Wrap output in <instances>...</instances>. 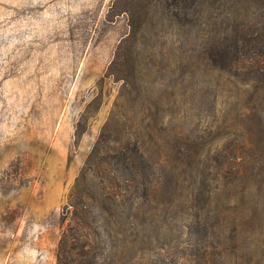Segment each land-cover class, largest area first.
<instances>
[{
    "label": "rangeland",
    "instance_id": "374dc122",
    "mask_svg": "<svg viewBox=\"0 0 264 264\" xmlns=\"http://www.w3.org/2000/svg\"><path fill=\"white\" fill-rule=\"evenodd\" d=\"M154 3L0 0V264H56L83 168L116 199L147 192L102 211L108 264H264V112L245 73H187L206 45L186 65ZM123 146L148 158L129 188L110 178Z\"/></svg>",
    "mask_w": 264,
    "mask_h": 264
},
{
    "label": "trees",
    "instance_id": "16d2710c",
    "mask_svg": "<svg viewBox=\"0 0 264 264\" xmlns=\"http://www.w3.org/2000/svg\"><path fill=\"white\" fill-rule=\"evenodd\" d=\"M154 4L155 10H160V17L183 27V60L186 65L192 59L194 51L200 48V39L201 45H206L204 54L208 62L202 65L193 63L187 73H193L201 66H211L210 64L214 69L227 74L233 82L239 81L237 70L245 73L250 100L256 111L264 112V0H155ZM124 10L129 15L130 25L123 40L126 41L136 35L140 22L134 10ZM196 11L207 14L198 17L195 15ZM177 16H182L179 17L181 22ZM260 103L262 109L259 108ZM124 148L125 146L117 150L122 154L123 160L116 162L110 178L126 179L125 188H129L132 186L129 181L135 179L131 161L135 166L148 158L143 148H138V152ZM249 148L253 149L254 146L249 145ZM96 153L98 154L97 149L93 148L91 157L100 159ZM239 156L242 157L238 158L237 164L241 166L250 159V154ZM85 175L86 170L83 168L73 190L67 194L64 206L65 214L69 213V221L60 233L56 264H108L111 257V245L108 241L112 234L98 222L102 218V211L111 207V204L124 203L132 207L134 198L147 199L146 191L134 195L121 193L116 199L118 195L98 190L100 187L91 189ZM110 213L114 214V211ZM131 215L133 213L128 210L126 217Z\"/></svg>",
    "mask_w": 264,
    "mask_h": 264
}]
</instances>
